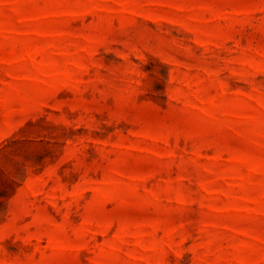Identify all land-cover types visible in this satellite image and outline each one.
I'll use <instances>...</instances> for the list:
<instances>
[{
  "label": "rangeland",
  "instance_id": "374dc122",
  "mask_svg": "<svg viewBox=\"0 0 264 264\" xmlns=\"http://www.w3.org/2000/svg\"><path fill=\"white\" fill-rule=\"evenodd\" d=\"M0 264H264V0H0Z\"/></svg>",
  "mask_w": 264,
  "mask_h": 264
}]
</instances>
